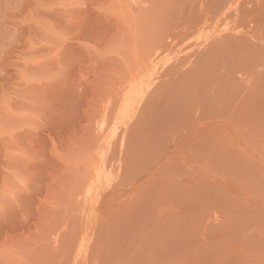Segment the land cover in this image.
I'll return each instance as SVG.
<instances>
[{
	"label": "rangeland",
	"instance_id": "obj_1",
	"mask_svg": "<svg viewBox=\"0 0 264 264\" xmlns=\"http://www.w3.org/2000/svg\"><path fill=\"white\" fill-rule=\"evenodd\" d=\"M0 264H264V0H0Z\"/></svg>",
	"mask_w": 264,
	"mask_h": 264
}]
</instances>
